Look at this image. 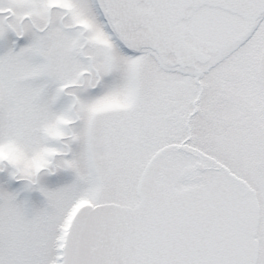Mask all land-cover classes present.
I'll use <instances>...</instances> for the list:
<instances>
[{
    "label": "snow or ice",
    "instance_id": "obj_1",
    "mask_svg": "<svg viewBox=\"0 0 264 264\" xmlns=\"http://www.w3.org/2000/svg\"><path fill=\"white\" fill-rule=\"evenodd\" d=\"M0 264H264V0H0Z\"/></svg>",
    "mask_w": 264,
    "mask_h": 264
}]
</instances>
